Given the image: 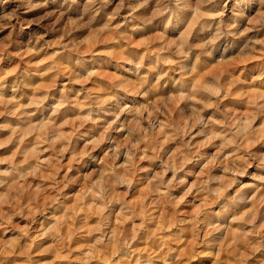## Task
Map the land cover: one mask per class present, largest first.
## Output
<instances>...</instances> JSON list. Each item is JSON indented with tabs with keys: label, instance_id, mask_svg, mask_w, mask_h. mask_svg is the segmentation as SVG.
<instances>
[{
	"label": "clouds",
	"instance_id": "9594fccd",
	"mask_svg": "<svg viewBox=\"0 0 264 264\" xmlns=\"http://www.w3.org/2000/svg\"><path fill=\"white\" fill-rule=\"evenodd\" d=\"M0 264H264V0H0Z\"/></svg>",
	"mask_w": 264,
	"mask_h": 264
}]
</instances>
